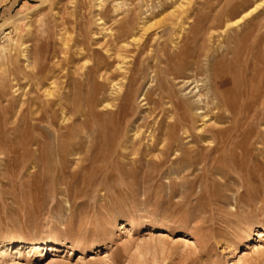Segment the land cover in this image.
Wrapping results in <instances>:
<instances>
[{"label":"rangeland","instance_id":"374dc122","mask_svg":"<svg viewBox=\"0 0 264 264\" xmlns=\"http://www.w3.org/2000/svg\"><path fill=\"white\" fill-rule=\"evenodd\" d=\"M0 264H264V0H0Z\"/></svg>","mask_w":264,"mask_h":264},{"label":"bare ground","instance_id":"6f19581e","mask_svg":"<svg viewBox=\"0 0 264 264\" xmlns=\"http://www.w3.org/2000/svg\"><path fill=\"white\" fill-rule=\"evenodd\" d=\"M146 28H147V26H146ZM150 29V28H149ZM120 57V56H119ZM193 59V58H192ZM194 65H195V63H194ZM119 66V65H118ZM182 68V67H181ZM223 70V69H222ZM219 72H220V70H218ZM171 74V73H170ZM215 78H216V80H215V82H214V86H213V91H219L220 89H222V88H224V86H225V82H224V77L222 78V76L221 75H218V73H216V75H215ZM182 85H184V84H182ZM209 88V87H208ZM227 91V90H226ZM230 91V90H229ZM222 93V92H221ZM224 94V93H223ZM49 95V94H48ZM227 95V94H226ZM235 97V96H234ZM223 99H224V96L222 97ZM228 98V97H227ZM234 99V98H233ZM195 100V99H194ZM220 102H222V101H220ZM220 102H216L217 103V106L220 104ZM199 104V103H198ZM203 104V103H202ZM212 105V104H211ZM223 105H225L224 103H223ZM200 108H201V106H200ZM199 108V109H200ZM226 108V107H225ZM182 110V109H181ZM192 110V109H191ZM203 110V109H202ZM205 116V115H204ZM179 117V116H178ZM176 119V118H175ZM206 119V118H205ZM187 120V119H186ZM182 123V122H181ZM189 126V125H188ZM199 132V131H198ZM225 138H227V137H225ZM164 144V143H163ZM225 148V147H224ZM246 153H247V151H246ZM176 157H177V155H176ZM260 235H262V234H260ZM261 237H263V236H261ZM50 241H52V240H50V238H49V240H48V242H50ZM45 243V242H44ZM34 244V243H33ZM33 244H31V245H33ZM42 245H44V244H42ZM46 245V244H45ZM256 249V248H255ZM256 253H258V249H257V252ZM261 258L263 259V257L261 256Z\"/></svg>","mask_w":264,"mask_h":264}]
</instances>
